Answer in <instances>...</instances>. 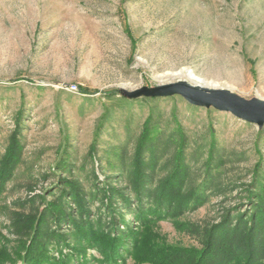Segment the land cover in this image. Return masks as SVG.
<instances>
[{
	"label": "rangeland",
	"instance_id": "1",
	"mask_svg": "<svg viewBox=\"0 0 264 264\" xmlns=\"http://www.w3.org/2000/svg\"><path fill=\"white\" fill-rule=\"evenodd\" d=\"M181 71L247 103L264 102V0H0L4 264H26L20 258L35 233L52 259L102 264L75 235L83 220L74 186L89 199L87 221L97 233L124 236L140 226L136 207L156 209L149 231L192 250H202L223 217L250 212L248 197L264 195V125L180 94L153 95L168 84L194 85ZM146 126L147 189L180 164L184 192L202 196L198 205L192 200L170 216L149 193L136 202L128 173ZM103 188L128 196L127 204L117 197L115 221ZM120 251L117 264H136Z\"/></svg>",
	"mask_w": 264,
	"mask_h": 264
},
{
	"label": "trees",
	"instance_id": "2",
	"mask_svg": "<svg viewBox=\"0 0 264 264\" xmlns=\"http://www.w3.org/2000/svg\"><path fill=\"white\" fill-rule=\"evenodd\" d=\"M108 95L111 96L112 93H108ZM147 132L148 127L146 126L145 134L142 135L140 143L137 146L134 170L128 173V179L130 178L136 202L141 206L147 193H149L147 197L154 198L159 208L165 210L170 216L172 213L175 215L177 212H181L187 207V203L192 200L194 205H198L202 196L194 191L184 192L185 171L184 167L180 164H176L173 173L163 183H160L158 187L153 189V191L147 189L145 169L148 166H145L141 159L142 150L148 142L147 138H149V133ZM174 158L177 161L181 160L182 157L181 154L177 153ZM212 161V158H210L209 164ZM73 188L75 191L72 197L83 220V226L80 223L81 225L79 224L76 227L75 235L81 236V239L86 244L94 246V249L103 258L102 264H117L118 259L122 256L120 250H123V252L128 251L136 264H264V195H257V201L248 197V200L252 204V207L249 209L250 212L245 216L237 214L235 215V219L232 220L228 215L223 217L222 221L213 227L202 250H192L169 245L149 231L154 222L149 220L148 214L157 215L158 211L156 209L144 210L140 207L138 210L139 207H136L135 216L140 226L135 228L128 226V231L124 236L120 235L117 237L113 235L114 232L97 233L89 223L90 221H87L89 219V209L87 206L89 199L79 193L77 187L74 186ZM100 195L104 197V206L107 208L112 221H115L116 210L119 207L117 199L122 198L124 203L127 204L128 196L112 188H103ZM51 212L55 215L57 214L56 218L60 221L56 222L59 225L67 220V217L60 215L64 213L62 210H59L56 204L51 206ZM128 214L130 213H126V215ZM234 220V225H232ZM34 222L35 225L43 223L40 218L35 219ZM58 237H61V235H58ZM43 240L44 235H37L35 233L34 237L30 240V244L24 247V256L21 255L20 259L26 264H70L65 262L63 258H59L58 260L50 258ZM123 241L129 243L128 249L126 247L121 249ZM76 250L80 254V251ZM7 260H9V257L4 248L0 246V264H4ZM77 264L88 263L82 262Z\"/></svg>",
	"mask_w": 264,
	"mask_h": 264
},
{
	"label": "water",
	"instance_id": "3",
	"mask_svg": "<svg viewBox=\"0 0 264 264\" xmlns=\"http://www.w3.org/2000/svg\"><path fill=\"white\" fill-rule=\"evenodd\" d=\"M174 94L182 95L196 106H213L218 110L231 112L238 118L258 124L259 126L264 125V102L255 101L254 103H247L236 95L211 96L191 88L180 86L161 87L160 90L153 95L166 96Z\"/></svg>",
	"mask_w": 264,
	"mask_h": 264
},
{
	"label": "bare ground",
	"instance_id": "4",
	"mask_svg": "<svg viewBox=\"0 0 264 264\" xmlns=\"http://www.w3.org/2000/svg\"><path fill=\"white\" fill-rule=\"evenodd\" d=\"M178 75H179V78H181V79H188V80L193 81L194 85H187L185 83L178 82V83L172 84V85L168 84L165 87L180 86V87H184V88H191V89H194L196 91H199L201 93H205V94H208V95H211V96L233 95V94H230L229 92H226L225 90L217 89L216 86H210V85L206 84L203 81L197 80L195 78V76L190 71H181Z\"/></svg>",
	"mask_w": 264,
	"mask_h": 264
}]
</instances>
